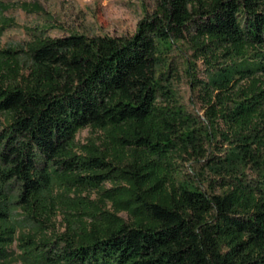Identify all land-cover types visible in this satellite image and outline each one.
<instances>
[{"label":"trees","instance_id":"1","mask_svg":"<svg viewBox=\"0 0 264 264\" xmlns=\"http://www.w3.org/2000/svg\"><path fill=\"white\" fill-rule=\"evenodd\" d=\"M184 48L200 116L174 88ZM27 52L24 72L0 58V261L14 245L31 264H264V0H156L131 34ZM14 206L32 224L16 237Z\"/></svg>","mask_w":264,"mask_h":264},{"label":"rangeland","instance_id":"2","mask_svg":"<svg viewBox=\"0 0 264 264\" xmlns=\"http://www.w3.org/2000/svg\"><path fill=\"white\" fill-rule=\"evenodd\" d=\"M156 0H0V58L7 55L9 49L16 57L21 71H26L30 65L27 47L37 35L59 37L70 32L86 35L108 34L128 35L134 32L137 22L154 7ZM187 47V46H186ZM187 49V48H186ZM180 52L177 60L189 56L191 50ZM194 71L200 78V61L196 62ZM202 76V75H201ZM174 88L180 103L192 114H202L200 99L196 90L189 83V73L185 71V63L181 60L179 75L174 81ZM99 131L89 126L79 129L75 139L85 143L89 138H95ZM179 178L197 177L200 171V160L182 159ZM249 173L250 170H249ZM205 174V173H204ZM200 175V174H199ZM105 186H109L105 183ZM89 197L95 200L98 193L95 188L84 189L81 192H71L69 197ZM78 198V197H77ZM53 227L56 231L65 229V213L54 212ZM5 225L14 228V236L32 230V224L23 214L19 206L10 208V214ZM12 254L0 261V264H31L18 254L17 248L10 247Z\"/></svg>","mask_w":264,"mask_h":264}]
</instances>
